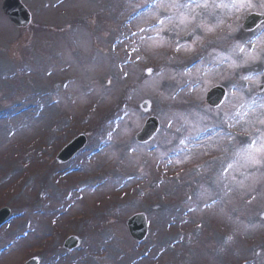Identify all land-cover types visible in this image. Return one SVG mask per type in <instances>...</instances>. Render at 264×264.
Masks as SVG:
<instances>
[{"label":"rangeland","instance_id":"rangeland-1","mask_svg":"<svg viewBox=\"0 0 264 264\" xmlns=\"http://www.w3.org/2000/svg\"><path fill=\"white\" fill-rule=\"evenodd\" d=\"M23 1L27 27L0 0V208L13 209L0 264H264V157L237 155L264 131V75L241 79L264 73V22L244 27L264 0H208L195 22L156 31L177 14L160 0ZM214 85L227 90L218 108L204 97ZM139 213L142 242L127 227Z\"/></svg>","mask_w":264,"mask_h":264},{"label":"water","instance_id":"water-1","mask_svg":"<svg viewBox=\"0 0 264 264\" xmlns=\"http://www.w3.org/2000/svg\"><path fill=\"white\" fill-rule=\"evenodd\" d=\"M4 11L17 26H27L31 21V13L28 11L26 6L21 2V0H5L3 5ZM262 20H264V16L254 14L251 15L246 23V27L249 30L257 27ZM225 89L224 87H216L208 94V102L213 106L219 105L224 99ZM158 128V122L156 120H148V123L144 129V131L138 135L139 140L146 141L150 139L155 130ZM86 143V138L81 135L76 138L72 143L66 146L63 151L59 154L58 159L61 162H65L69 160L72 155H74L79 149H81ZM11 214V209L9 207H5L0 210V224ZM147 221L146 216L144 214L135 215L129 221V227L131 233L137 239H143L146 235L147 231ZM67 247H73L75 244L71 243V245H66ZM38 260L33 259L28 264H37Z\"/></svg>","mask_w":264,"mask_h":264},{"label":"snow or ice","instance_id":"snow-or-ice-1","mask_svg":"<svg viewBox=\"0 0 264 264\" xmlns=\"http://www.w3.org/2000/svg\"><path fill=\"white\" fill-rule=\"evenodd\" d=\"M157 6L176 9L177 14L175 17L166 16V17L159 19L157 22V25H154L152 27L153 31H156L158 27L161 30H163L162 26L165 24V22L167 21L168 23H171L173 19L178 20L181 25H187V24L193 23L195 22L196 15H197L196 13H194V10L196 8L207 9L210 7L208 0H187L186 3H178V2H175V0H173V2L171 3H164L163 0H160V3ZM212 6L219 7V8H234L237 11H239L245 7H252L253 5L251 4V0H233L231 4L219 3V4H213ZM181 10H186V11H181ZM197 27L206 29L207 31L212 30V28L209 27L205 23H200L197 25ZM140 31H145V30L140 29ZM133 35H135V33H133ZM237 47L239 48V51L241 53L245 51V48L243 45H237ZM236 66L239 67L242 65H236ZM150 71L151 70L149 69V72ZM260 75H264V73H259V72L249 73L248 75L242 76L241 79L245 81H253V80H257ZM261 87H264V86H261ZM261 107H264V104H262ZM258 123H260L261 125H264V117L260 118L258 120ZM256 132H257L256 138H253L250 143H248L245 147L238 150L237 155H240L241 153H245L247 154L248 160L253 165H260L262 163V160L260 159V157H264V131L257 129ZM231 167H232V164L231 163L228 164L225 171H227Z\"/></svg>","mask_w":264,"mask_h":264},{"label":"bare ground","instance_id":"bare-ground-1","mask_svg":"<svg viewBox=\"0 0 264 264\" xmlns=\"http://www.w3.org/2000/svg\"><path fill=\"white\" fill-rule=\"evenodd\" d=\"M186 2H187V0H182L181 3H186ZM156 25H157V22H156ZM191 62H192V60L190 61V63H191ZM186 65H189V64L186 63ZM33 108H34L33 103H30V111H31ZM3 113H4V112L0 111V121H2V120H1L2 117L6 116V115L3 116ZM7 119H9V118H7ZM7 119H4V120H7Z\"/></svg>","mask_w":264,"mask_h":264}]
</instances>
